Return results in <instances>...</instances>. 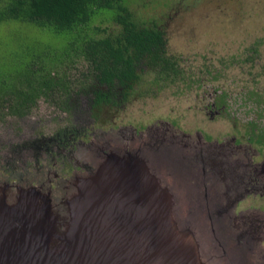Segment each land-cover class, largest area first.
<instances>
[{"label": "rangeland", "instance_id": "374dc122", "mask_svg": "<svg viewBox=\"0 0 264 264\" xmlns=\"http://www.w3.org/2000/svg\"><path fill=\"white\" fill-rule=\"evenodd\" d=\"M126 1L137 23L157 26L164 33L167 53L178 62L182 78L160 84L153 81V74L143 66L142 73L139 72L144 78L128 97L129 101L116 108L104 107L94 112V117L99 120L95 122L88 109L91 98L88 94H79L93 85L90 80L80 77L87 72L88 65L65 48L69 40L65 41L64 36L28 24L15 21L5 25L2 23L0 66L12 68L13 56L26 47L38 44L44 66H49L46 59L49 52L60 58L55 66L47 70L61 77L65 75L70 79L68 84L74 82L70 84L71 94L65 105L71 117L59 107V102L41 98L28 115L21 117L8 113L0 121V133L12 136L0 146V159L4 166L13 161L21 164L27 159L31 170L41 167L40 157L46 152L41 141L42 135L51 133L54 137L60 129L76 128L82 123L85 129L90 128L82 145L71 149L65 147L72 152L73 171L77 170V175L86 173V168L94 161L96 145L104 147L107 141L116 146L124 143L118 134L119 130L128 135L132 129H136L138 134L145 136L149 129L158 127L164 130L168 124L175 126L174 132L179 130L176 127L190 134L201 132L203 136L211 138L213 144L231 135L245 141L252 124L261 126L264 134V0ZM97 27L100 30L96 36L98 38L114 36L119 30L104 15H97L93 19L88 34H92ZM0 113H7V109H1ZM214 113L217 115L212 117ZM178 134L175 132L177 137ZM200 137L202 140L205 138ZM135 139L140 142L139 137ZM177 146L181 153H174L175 147H171L173 152L161 156L163 151L160 154L165 177L178 189L185 207L201 206L202 191L204 197L206 193L209 194L206 183L200 184L194 177L192 184L190 179L179 177L173 167H168L169 161L175 160L180 171L185 173L190 166L180 161L186 149L180 142ZM196 157L200 163L205 160L215 162L217 159L213 154L202 159L197 153ZM198 169L201 168L198 166L193 171ZM71 177L66 178L70 180ZM215 182L222 188L221 198L225 200L228 188L224 187L220 179ZM51 188L56 189L55 186ZM241 259L245 262L244 257Z\"/></svg>", "mask_w": 264, "mask_h": 264}, {"label": "water", "instance_id": "95a60500", "mask_svg": "<svg viewBox=\"0 0 264 264\" xmlns=\"http://www.w3.org/2000/svg\"><path fill=\"white\" fill-rule=\"evenodd\" d=\"M167 127L149 129L145 136L119 130L122 145H96L86 173L56 189H1L0 264H217L219 225L212 221L215 234L205 241L193 221L197 216L189 214L162 169L161 156L173 152L171 147L181 153L177 145L185 144L180 132L175 131L177 137ZM219 148L211 144L207 157L217 156ZM193 154L186 150L179 157L191 170L203 164ZM168 167L193 184L188 168L181 172L175 160ZM212 187L220 188L217 183Z\"/></svg>", "mask_w": 264, "mask_h": 264}, {"label": "trees", "instance_id": "16d2710c", "mask_svg": "<svg viewBox=\"0 0 264 264\" xmlns=\"http://www.w3.org/2000/svg\"><path fill=\"white\" fill-rule=\"evenodd\" d=\"M97 15L113 21L119 27L118 32L98 38L97 27L88 34ZM11 21L69 40L65 48L88 65L87 72L80 77L98 82L101 87L94 91L95 112L103 104L111 108L119 105L114 98L117 87L125 94L123 101H129L128 97L144 78L140 74L143 66L153 74V81L160 84L175 82L183 76L176 59L167 53L164 33L157 26L137 23L126 0H0V24ZM48 56L46 67L41 62V47L36 44L13 56L12 68L0 66V110L7 109V113H0V120L8 113L29 114L41 97L49 102H66L70 79L47 70L60 59L50 52ZM106 86L108 90H103Z\"/></svg>", "mask_w": 264, "mask_h": 264}, {"label": "flooded vegetation", "instance_id": "af4514ba", "mask_svg": "<svg viewBox=\"0 0 264 264\" xmlns=\"http://www.w3.org/2000/svg\"><path fill=\"white\" fill-rule=\"evenodd\" d=\"M90 82L93 85L89 90L80 91L79 94L85 93L91 98V105L88 109L90 108L91 117L97 122L98 119L94 117L93 90L101 87L98 82L92 80ZM72 83L74 82H70L68 86ZM92 87L94 88L92 89ZM102 89L108 90V87ZM115 94L114 98H116L117 104L126 103L123 101L125 94L120 87H117ZM41 98L46 100L44 97ZM59 104L61 106H58L65 110L64 113L70 116L71 114L65 106L67 103L61 101ZM104 107L108 106L103 104L102 108ZM212 107L216 108L215 105ZM210 113L212 114L213 111ZM215 115L217 114L214 113L211 116ZM68 121L72 123L71 119ZM80 125H77L76 128L60 129L54 137L51 133L42 135L41 141L46 152L40 157L41 167L37 166L31 170L27 159L23 160L21 164L13 161L12 164L4 166L0 159V190L6 189L5 186L13 188L22 186L25 190H28L30 186L40 189L41 186L56 187L61 184L60 182L69 180L66 177L77 175L75 172L78 171H73L72 152L67 151L65 147L69 146L71 149L73 146L82 145L90 128L85 129L83 123ZM252 125L245 141H241L236 135H231L229 138L226 137L227 139L221 138L215 142L217 147L220 146L215 166L203 163L199 165L201 169L197 171L190 168L186 171L187 175L193 178L197 173L201 182L206 183L208 187L210 196L206 193L204 197L203 194V201L208 202L207 196H209L210 203H202L197 207L191 205L188 210L191 216H197L198 219H193V221L197 224L199 231L203 233L205 241L208 236L213 237L215 234L212 221L214 220L219 225L220 234L215 237L214 246L218 256L217 264H240L239 262L242 264H264V134L261 126ZM176 128L180 130L179 127ZM134 130L136 131V129ZM179 130L178 132L181 133L180 136L185 142L182 146L184 149L191 153L198 151L204 157L211 152L210 148L213 144L210 141L211 138L203 136L198 131L190 134ZM200 136L206 139L202 140ZM10 137L6 133H0V146L6 144V139ZM196 154H193L194 158H197ZM182 155L184 157V154ZM219 179L223 181L224 187L228 188L225 200L221 198L222 188L212 187V184ZM241 257H244L245 262Z\"/></svg>", "mask_w": 264, "mask_h": 264}]
</instances>
